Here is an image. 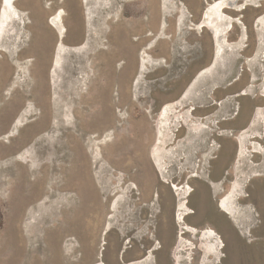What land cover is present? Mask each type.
I'll list each match as a JSON object with an SVG mask.
<instances>
[{
  "label": "rangeland",
  "instance_id": "374dc122",
  "mask_svg": "<svg viewBox=\"0 0 264 264\" xmlns=\"http://www.w3.org/2000/svg\"><path fill=\"white\" fill-rule=\"evenodd\" d=\"M135 1L12 0V11L0 0V264H82L77 239L69 261L66 222L82 204L112 216L120 206L136 209L118 221L137 229L132 243L120 235L114 245L145 255L154 229L140 218L152 195L157 209L176 207L177 223L182 216L197 230L184 235L194 245L184 247L180 264L190 255L201 264L207 229L221 243L208 264H264V152L255 149H264V128L249 127L264 107V0L226 11L236 26L219 57L212 33L197 29L203 21L195 25L218 0H145L150 13L132 31L126 22L141 8ZM146 23L157 35L135 50ZM169 103L180 107L170 128L168 116L161 119ZM192 108L207 127L198 135L178 120ZM241 114L247 118L238 126ZM221 116L230 120L214 132ZM222 200H232L237 214L221 210Z\"/></svg>",
  "mask_w": 264,
  "mask_h": 264
},
{
  "label": "flooded vegetation",
  "instance_id": "af4514ba",
  "mask_svg": "<svg viewBox=\"0 0 264 264\" xmlns=\"http://www.w3.org/2000/svg\"><path fill=\"white\" fill-rule=\"evenodd\" d=\"M239 1L240 0H238V2ZM238 19H240V17ZM235 26L233 27V29L235 28ZM241 37H242V31H241ZM248 40H249V32H248L247 41L245 42V45L243 46L241 51L245 49ZM242 115L243 114L239 115V118H237L234 122L238 126H242L246 121L247 117L244 118ZM215 116H217V113L214 112L208 114V116H206L205 118L208 117L216 118ZM228 120H230V118H227V116L223 118L221 116L220 119H218L217 124L214 125L213 131L216 132L217 130H219L220 127L218 125L221 124L222 122H227ZM251 125L252 122H250L249 127ZM251 132L253 133V131ZM229 134L230 136L234 137L232 133ZM252 138L254 139V141H256L255 137ZM160 181L164 182L161 177H160ZM147 195L150 197L149 192ZM151 197L152 199L149 200L148 205L145 207L149 212L143 215L142 218H140L141 223H145L148 229L150 228L154 229V233H151L149 237L150 241H152V246H150L149 250L146 252L145 255L125 254L126 253L125 250L128 248H132L133 247L132 245H130L129 247H124L121 253H119V246L114 245V240H115L114 236L119 237L120 235L121 237L118 239L119 241L124 240V238H129V241L124 243L125 244H128L129 242L132 243V239L135 238L134 232L137 229L135 228L134 225H129L130 227H134V228H127L118 221L121 220L120 215L122 213L126 212V213L134 214L136 213V209L129 206H120L117 213L112 216L106 214V210H108L107 207L104 206H99L98 208L96 206L88 207L87 204H82L79 205L78 207H71L67 211V217H66L67 230L68 233L71 235L68 238V240L70 241L69 261L72 262L74 260L72 254L75 248L72 242L77 239L79 241L77 247L82 249V252L78 254V258L80 259V262H82V264H101V263L141 264L143 261L147 259H148V264H177L173 253L175 251L176 245L179 240L178 232L181 229V227L179 223H177L176 207L174 213L172 206L167 208L166 209V211L168 212L167 214L166 212H163L161 208L157 209V205L159 203V199L157 198L159 196L152 195ZM130 201L133 200L131 199ZM168 219L170 220L172 219V222H174V224L177 227L176 233L174 235L175 240H173L172 224L169 223L167 227L165 226L166 225L165 221ZM110 220H112L111 228L105 230V225L107 221ZM187 223H188V219H187ZM121 228H123L124 231L121 230ZM112 229H115L116 231L112 232L111 231ZM110 232L111 234H109Z\"/></svg>",
  "mask_w": 264,
  "mask_h": 264
},
{
  "label": "bare ground",
  "instance_id": "6f19581e",
  "mask_svg": "<svg viewBox=\"0 0 264 264\" xmlns=\"http://www.w3.org/2000/svg\"><path fill=\"white\" fill-rule=\"evenodd\" d=\"M138 3L141 4V8L131 10V14H130L131 18L126 22V24L130 28H132V31H133V29H135V27L137 26L138 23L145 21L143 18L145 16V14L150 13V10L146 5L145 0L144 1L143 0L142 1L136 0L135 2H132L131 4L137 5ZM5 4L8 8H10V9H12V11H14L13 10L14 6L12 3V0H5ZM237 6H238V0H218V1H215L214 3H212L208 6V8L205 10V12L202 15L201 21L198 23V24H201V22L203 21L202 24L200 26H198V28H197L199 31H201L202 29H207L212 33V35L214 37V42L218 48V52H217L218 57L226 49L227 50L229 48L231 49V45L229 44L226 37H227V34L232 31L234 25H233L232 19L226 15V11H229V10L233 11L236 9ZM15 14H17V16H18L17 12H15ZM5 16H6V9L4 10V18H5ZM15 17H16V15H15ZM5 21H6V19H5ZM5 21H2L1 29H3ZM54 21L59 23V18L57 17V19H55ZM260 23L262 25V30H264V17L261 18ZM224 24H226L227 27L223 28L222 26ZM123 29L125 30V25L123 26ZM149 31L152 32V34L145 36V33L149 32ZM155 33L156 32L154 31V29H152V27L146 23L145 26L142 28V33L140 34L141 37L136 42V45H135L136 49L135 50H137V49L139 50L145 43L153 41V39H155V37L157 35V33L156 34ZM133 34H135V33H133ZM245 34H244V36H245ZM135 35L137 36V34H135ZM157 40L158 39H156L155 41L157 42ZM259 40H260L259 42L261 45L264 44V35L263 34H259ZM153 48L154 47H152L151 50ZM131 50L132 49H130L129 52ZM214 63H215V56H214V62L211 66H213ZM201 71H203V70H201ZM212 74H213V72H212ZM186 98H187V100L189 99L190 101L196 100V99L201 100V97L195 96V98L194 97L192 98L191 95H187ZM204 98H205V96H204ZM207 100L210 101V100H212V98L209 97V98H207ZM179 108L180 107L178 106V104H173V103H169V104L165 105V107L163 108V110L161 112V119L168 116V121H166L165 124L169 128H170V126L172 127V123H173V121L171 123L170 119L174 120V118H176L174 114L177 113V109H179ZM194 110H195V108L189 109L187 112L178 116V120L180 121L181 124L184 123L187 125H191V131H193L195 133V135H198L199 133H202L203 129H206L207 127L201 121H196V122L194 121V118H193L194 117L193 116ZM257 126H262V128H264V108H259L257 110V113L255 114V116L253 118L252 125L250 126V129H251V127H253V129H254ZM250 129L243 130L241 132V134L243 132H245V133L249 132ZM249 135L254 137L252 132L249 133ZM251 136H247V137H251ZM260 138H261V135L257 134L256 139H260ZM262 139H264V137H262ZM247 144L248 143L246 142L245 145H247ZM180 146H182V145H180ZM240 149H241V145H240ZM240 149L238 151V155H239ZM255 149H256L258 154L261 152H264V149L262 147L261 148L255 147ZM259 150H260V152H259ZM141 165H142L141 161H139L134 166V168L136 169L135 173H137V174L142 173L141 172V170H142ZM238 188H239V185L237 183H234L231 186L230 194H232L233 192L234 193L237 192ZM188 192H189L188 188L182 189L180 192V195L182 196L184 193L186 195V194H188ZM229 196H231V195H229ZM108 202H109V200H108ZM219 205H220L221 210H225L231 215L237 214V209H236L235 205L232 203V200H222L219 203ZM180 206L183 207L184 204L181 202ZM183 219H184V217H182V216L178 217V220L180 221V227H181L180 230L185 231V233L182 234L181 237L179 238V241H178L176 248H175V251L173 253L175 256V260H176L177 264H180V262H181V254L184 251V247H187L188 245H191V246L194 245L193 242L186 240L184 238V235H186V234L196 235L197 234L196 228L189 226V225L182 224ZM201 233H202V239L200 241V249L204 253L201 264H208L209 261L211 262V259H213V261H216L217 259H219V253L221 250V243L219 242L218 234L215 233L214 231L207 229V230H202ZM198 247L196 246V248H198ZM188 261L190 264L193 263L192 262L193 259H192L191 255H190Z\"/></svg>",
  "mask_w": 264,
  "mask_h": 264
},
{
  "label": "water",
  "instance_id": "95a60500",
  "mask_svg": "<svg viewBox=\"0 0 264 264\" xmlns=\"http://www.w3.org/2000/svg\"><path fill=\"white\" fill-rule=\"evenodd\" d=\"M201 21V20H200ZM199 21V22H200ZM195 25H200V24H195ZM61 42H63L62 40H61ZM245 129H249V127H247V128H244L243 130H245ZM243 130H241V132L243 131ZM241 132H240V134H241ZM238 137H240V136H238ZM238 137L236 136V140H238ZM239 141V140H238ZM239 147H240V145H239ZM185 233V231H181V230H179V232H178V237L180 238L181 237V235L182 234H184ZM179 241V240H178Z\"/></svg>",
  "mask_w": 264,
  "mask_h": 264
}]
</instances>
